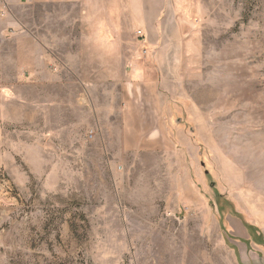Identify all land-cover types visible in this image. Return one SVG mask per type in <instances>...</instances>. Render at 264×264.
I'll return each instance as SVG.
<instances>
[{
    "label": "rangeland",
    "instance_id": "1",
    "mask_svg": "<svg viewBox=\"0 0 264 264\" xmlns=\"http://www.w3.org/2000/svg\"><path fill=\"white\" fill-rule=\"evenodd\" d=\"M30 12L34 76L9 82L0 123V264H264L247 227L264 239V0Z\"/></svg>",
    "mask_w": 264,
    "mask_h": 264
},
{
    "label": "crops",
    "instance_id": "2",
    "mask_svg": "<svg viewBox=\"0 0 264 264\" xmlns=\"http://www.w3.org/2000/svg\"><path fill=\"white\" fill-rule=\"evenodd\" d=\"M35 1L38 3H61L82 2L86 0H0V52H6L5 55H0V59L3 62V64H0V83L3 84L0 85V123L1 120L9 121V82L27 76L28 78L34 76V66H32L34 63L31 64L29 54L26 52L30 50V3ZM19 30H21L20 39H23V42L21 44L15 43L14 47H16V52L21 51V54L20 56H16L14 52L9 56V43H12L9 42L12 39L10 35L14 32H19ZM38 50H42L39 42ZM39 51L34 62L43 60L39 55ZM19 58L23 59L20 60ZM24 59L26 60L25 62Z\"/></svg>",
    "mask_w": 264,
    "mask_h": 264
},
{
    "label": "trees",
    "instance_id": "3",
    "mask_svg": "<svg viewBox=\"0 0 264 264\" xmlns=\"http://www.w3.org/2000/svg\"><path fill=\"white\" fill-rule=\"evenodd\" d=\"M248 229L252 232L253 235H255V239L259 241L260 243H264V239L262 235L258 233L257 227L253 224L247 223ZM258 233V234H257Z\"/></svg>",
    "mask_w": 264,
    "mask_h": 264
}]
</instances>
